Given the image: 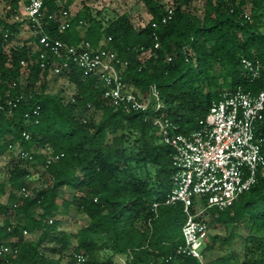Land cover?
I'll use <instances>...</instances> for the list:
<instances>
[{"label": "trees", "instance_id": "1", "mask_svg": "<svg viewBox=\"0 0 264 264\" xmlns=\"http://www.w3.org/2000/svg\"><path fill=\"white\" fill-rule=\"evenodd\" d=\"M6 1L0 16V157L17 146L31 152L33 159L25 162L41 165L44 184L28 196L17 193L28 189L31 173L16 157L0 184L1 192L9 187L8 202L0 203V240L16 252L0 256V264H264V169L231 206L207 213L215 222L246 229L242 260L232 252L207 260V240L204 263L177 252L184 242L183 204L165 202L176 170L174 148L161 139L153 121L163 113L176 132L189 135L203 126L224 90H264V0H206L202 15L187 8L192 0H177L166 22L162 2L142 0L150 14L142 27L128 13L106 18L83 0L64 29L60 11L73 0H45L41 27L51 39L110 47L125 62L118 65L120 77L135 93L157 89L158 110L154 101L144 110L112 104L103 96V82L85 76L72 62L69 71L58 74L73 85L71 97L50 91L39 38L25 21L9 20L21 0ZM25 29L27 36L21 35ZM243 58L263 65L260 76H248ZM54 59L48 50L45 60ZM91 110L100 112L97 120ZM255 134L264 151V113ZM45 147L61 156L46 164ZM64 191L72 196L59 202ZM9 208L18 216L13 226ZM72 208L88 221L68 233L59 229L60 216ZM24 231L39 232L37 239ZM45 242L57 257L40 248Z\"/></svg>", "mask_w": 264, "mask_h": 264}, {"label": "built area", "instance_id": "2", "mask_svg": "<svg viewBox=\"0 0 264 264\" xmlns=\"http://www.w3.org/2000/svg\"><path fill=\"white\" fill-rule=\"evenodd\" d=\"M44 2L21 0L20 8L9 19L25 21V27L31 28L30 33L39 38L43 47L40 51L43 68H48L50 74L58 75L64 68L69 71L72 62L85 76L94 75L103 82V96L114 105L144 110L154 101V110L162 106L154 86L145 95L135 93L132 86L122 81L118 65L122 68L125 62L110 47L94 46L87 40L70 45L60 39H51L41 27ZM166 11L167 14L162 17L163 22L171 17L173 9L169 6ZM72 15L70 6L61 9L60 29L68 26ZM48 50L56 59L45 60ZM242 64L251 79L260 76L263 65L259 61L243 58ZM263 113L264 90L253 93L239 86L224 90L220 98L212 103L203 126L189 135L176 132V127L163 119V113L154 116L157 133L174 148L173 162L176 170L172 176L173 187L165 202L183 204L184 242L177 248L178 253L195 257L204 263L203 249L209 235L206 215L209 209L222 210L231 206L242 192L256 183L259 171L264 169L262 139L255 134L256 122L263 117ZM23 136L28 139L29 133L24 131ZM18 147L17 157L23 161L33 159L31 152ZM42 153L46 155V164L61 156L53 153L50 147H45ZM29 194V189L25 187L20 190L22 196ZM24 234H28L27 231ZM11 252L16 251L6 241L0 240V256ZM76 256L79 261L84 260L83 254Z\"/></svg>", "mask_w": 264, "mask_h": 264}, {"label": "rangeland", "instance_id": "3", "mask_svg": "<svg viewBox=\"0 0 264 264\" xmlns=\"http://www.w3.org/2000/svg\"><path fill=\"white\" fill-rule=\"evenodd\" d=\"M164 4L165 7L173 6L178 1L177 0H159ZM206 0H192L187 8L199 15H202L204 4ZM0 0V14H3V4ZM91 6L94 9L102 10L106 18L113 17L115 14L128 13L130 21L136 27H142L149 19L150 14L147 12V9L142 0H91ZM28 29L22 31L21 35L27 36L29 34ZM49 90L56 92L62 90L65 98L68 99L72 95L74 89L73 85L69 81L58 75L50 74L48 77ZM93 114V115H92ZM91 117L96 120L100 117V112L91 110ZM18 146L12 148L10 151L5 152L0 157V184L5 182L8 177V171L13 162L16 161ZM25 162V161H24ZM27 164V167L30 171V176L27 179L29 193L33 192V188L39 185L44 184V171L41 165ZM20 194V190L16 191ZM72 193L70 191H64L62 197L58 199L60 202L62 198H70ZM9 197V187L5 188L4 192H1L0 189V203H7ZM8 214L10 215L12 226L17 222L18 216L15 213V210L12 208L8 209ZM3 214H0V224L3 223ZM61 224L59 229L68 232L75 233L81 226L85 225L88 221L87 216L76 209H71L68 215L60 216ZM206 220L209 224V235L207 239V244L211 246L210 249L206 250V259H212L217 256L223 255L228 252L235 254L239 260L243 259L244 255V237L247 234L246 229L239 224H223L215 222L209 214L206 215ZM39 232L25 234L32 240H36ZM52 244L45 242L40 245V248L46 251L50 256L57 257L53 255L47 248ZM67 252L63 253L64 261L66 262Z\"/></svg>", "mask_w": 264, "mask_h": 264}, {"label": "crops", "instance_id": "4", "mask_svg": "<svg viewBox=\"0 0 264 264\" xmlns=\"http://www.w3.org/2000/svg\"><path fill=\"white\" fill-rule=\"evenodd\" d=\"M4 3L3 4V7L5 5V3L7 2L6 0H2ZM91 0H88L86 1V3L88 5L91 6V3H90ZM82 4H83V0H73L71 5H70V11L72 14L76 13L81 7H82ZM79 31L82 33L84 31V29L82 28V26H79L78 27Z\"/></svg>", "mask_w": 264, "mask_h": 264}]
</instances>
